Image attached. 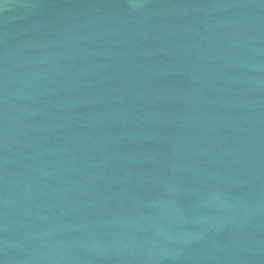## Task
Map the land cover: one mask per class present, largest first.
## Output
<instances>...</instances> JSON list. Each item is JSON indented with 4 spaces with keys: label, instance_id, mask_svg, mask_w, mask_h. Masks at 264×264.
Masks as SVG:
<instances>
[{
    "label": "water",
    "instance_id": "1",
    "mask_svg": "<svg viewBox=\"0 0 264 264\" xmlns=\"http://www.w3.org/2000/svg\"><path fill=\"white\" fill-rule=\"evenodd\" d=\"M0 264H264V0H0Z\"/></svg>",
    "mask_w": 264,
    "mask_h": 264
}]
</instances>
